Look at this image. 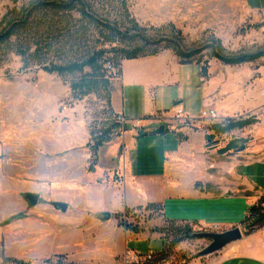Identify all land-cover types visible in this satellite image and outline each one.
I'll list each match as a JSON object with an SVG mask.
<instances>
[{
  "label": "rangeland",
  "instance_id": "374dc122",
  "mask_svg": "<svg viewBox=\"0 0 264 264\" xmlns=\"http://www.w3.org/2000/svg\"><path fill=\"white\" fill-rule=\"evenodd\" d=\"M30 3L31 0H0V23L7 20L17 26L13 36L0 45V229L13 240L12 247L16 252L23 250L29 237L37 233L36 227L29 230L33 232L31 235L28 230L22 231L24 225L48 228L57 223L52 218L51 211L56 213L53 203L66 202L72 206L74 199L68 198L70 191L85 187L77 179L82 170L87 174L94 165L96 173L100 164L106 168L103 169L105 173L100 182L94 178L92 184L120 185L118 183L122 181L124 185L119 162L125 160L129 134L138 136L139 132L117 127L116 114L111 109L113 80L106 79L105 66L114 61L119 50L142 47L149 55L174 49L190 54V63L200 61V66L184 65L178 81L180 87L176 95L179 98L175 99L184 101L180 107L188 118L183 115L185 119H162L159 123L165 125L182 145V154L178 158L172 157L179 162L177 169L184 174L182 179L195 177L201 186L206 179L211 187L219 181L229 188L227 181L232 180L228 170L232 160L245 152L264 148V0H127V13L140 28L135 31L125 17V10L119 3H114L107 18L117 21L121 31L124 30L122 32L130 31L127 38L109 35L102 22L106 13L101 8L99 19L95 21L83 18L76 11L63 14L47 8L35 12L28 27L21 29L22 9L29 8ZM112 37L116 40L108 42ZM220 55L256 59L228 65L220 60ZM258 55L260 57H255ZM90 58H94L96 64L87 66L83 73L61 76L44 70L45 66L85 62ZM202 67L206 69L205 74ZM127 70L131 73L132 65H127ZM83 79L88 80L89 87L74 89V85H80ZM132 82L133 78L126 76L125 98L131 92ZM126 102V106L135 105L129 98ZM172 105L173 100H170L166 107L172 108ZM204 110L215 111L217 117H202ZM170 111L167 115L175 116L174 110ZM249 119L254 121L253 124L243 129L229 133L214 131L215 126L223 127L229 120ZM107 133L109 141L96 155L94 147ZM166 136L172 138L169 134ZM242 146L245 149L237 153ZM262 152L252 153V160L262 159ZM259 166L253 164L247 168V182L262 189L264 175L259 173ZM109 191L103 200L107 205H116L117 190ZM30 193L40 196L37 207H30L26 198ZM247 200L232 201L222 213L208 214L209 218L215 216L212 225L218 229L192 223L171 224L156 209H129L124 221L142 232L127 239V249L139 256L140 264L157 263L155 256L163 246L162 239L166 241L164 259L157 264H222L225 258L238 251L241 253L245 247L248 252L257 247L264 257V226L252 231L249 223H241L249 214V207L253 206H249ZM80 202L78 197L76 204ZM259 202L258 199L254 205ZM75 207L80 208V205ZM221 208L225 209L223 203L217 207ZM71 210L75 213L72 207ZM166 214L170 217L167 211ZM180 214L175 213L172 217L177 218ZM89 215L98 220L101 218V214ZM228 223L235 225L224 228ZM60 226L61 230L65 229ZM234 227L241 228V240L216 254L198 256L210 241L194 237V234L222 233ZM76 229L80 231L78 226ZM155 229H161L163 233H158V237L153 234ZM188 230L191 236L185 237L183 232ZM78 238L61 239L60 249L75 253L79 246L85 245ZM178 239L182 241L174 246ZM95 244L98 250L101 246L104 248L100 241ZM151 253L153 260L146 262L145 256ZM9 255L4 246L0 264H21ZM64 256L67 263H86L76 257ZM47 260L29 264H48ZM50 260L55 262L54 257ZM87 264L130 263L125 256L118 255L109 262L105 258ZM233 264L263 263L238 261Z\"/></svg>",
  "mask_w": 264,
  "mask_h": 264
},
{
  "label": "crops",
  "instance_id": "0c3cea01",
  "mask_svg": "<svg viewBox=\"0 0 264 264\" xmlns=\"http://www.w3.org/2000/svg\"><path fill=\"white\" fill-rule=\"evenodd\" d=\"M190 64L198 65L197 63L182 64L180 58L169 49L154 56L142 57L132 61L124 60L120 78L112 82L111 109L113 113L122 114L130 119H142L145 129L143 132L140 131L138 136L129 134L127 138L125 160L119 162V173L124 176V185L92 184L94 178L100 182V177H103L105 173L103 169L106 168L100 164L96 173L95 170L90 171L89 169V173L84 174L85 171L82 170L79 174L81 177L77 179L85 187L74 188L70 191L68 198L74 199L72 206L66 202H60L66 203L68 210L62 212L54 208L55 214L51 211L52 218L57 220V223L48 228L45 225L43 227L30 225L29 228L24 225L22 231L28 230L29 233L33 230V227H36L34 229L37 233L35 236L29 237L27 245L20 252L13 249V240H9L7 233L0 229V252L4 250L5 246L10 258L28 264L42 262L56 255L76 257L78 261L86 262L85 264L90 263L91 260L105 258L109 262L111 258L120 255V257L125 256L130 264H138L139 256L127 249V239L133 234L140 235V233L136 234L119 227L115 218H111L106 222L102 221L103 213L119 214L126 211V209L137 207L145 209L149 204H159L163 208L162 214L167 221L212 227L215 216L209 218L208 214L222 213L232 201L236 203L245 198L248 199L249 206H252L258 199L264 198V187L261 185L262 189H259L255 187L254 183L248 184L246 171L253 164L260 165L261 168L258 171L264 175V157L252 160V153L264 152V148H259L253 152L248 151V153L245 152L246 154L234 158L231 163L232 166L228 170L230 180H232L227 181L230 184L229 188L218 181L214 184V187H217L216 190L213 186H210L206 179H204L206 183L203 186L197 183L198 180L195 177L182 179L184 174L177 169L179 166L178 160H172V157L178 158L183 152L182 145H180L175 135L168 132L167 129L164 134H152L154 130L161 126L159 123L162 119L177 118L178 112H182L184 117L188 118L183 112V108L180 107L184 101H176L175 98H179L176 94L179 93L180 82L178 81L180 80L181 68ZM127 65H132L131 73L128 72ZM126 76L133 78V82L129 86L131 92L126 98L131 99V103L135 102V105H125L127 103L124 97ZM169 89L171 91L168 92ZM158 91H160V94ZM170 100H173L172 108L166 107ZM170 110H174L175 116L167 115V111ZM145 134L149 135L144 136ZM168 134L172 138H168L166 136ZM103 147L100 148L101 151L105 148ZM109 155L110 159H113V154L109 152ZM75 179L76 177H74V181ZM109 189L117 190L115 194L116 205H107L103 200V196ZM255 190L256 192H254ZM78 197L82 200V202L77 203L80 208L75 207ZM39 202L34 207H37ZM222 203L225 209H217ZM71 207L75 210V213L70 212L72 211ZM205 207H208V210ZM166 211L170 217L166 214ZM178 212H181L177 216L179 219L173 218L172 215ZM90 213L93 215L101 214V218L99 220L93 218L89 215ZM112 220H114L113 223H111ZM60 225L64 226L65 229L61 230ZM234 225L228 223L223 227L230 228ZM77 226L80 231H77ZM32 233L30 232V235ZM153 234H157L159 237L157 232H153ZM77 236H79V241L81 240L85 244L79 246L78 251L67 253L66 250L60 249L61 239ZM147 236H150V234H147ZM96 241L102 242L104 248L101 246V249L98 250L95 244ZM246 248L241 253L238 251L236 255L225 258V262L222 264H233L238 261L261 262L264 264V257L260 254L263 251H257V247H253V251L248 252Z\"/></svg>",
  "mask_w": 264,
  "mask_h": 264
},
{
  "label": "trees",
  "instance_id": "16d2710c",
  "mask_svg": "<svg viewBox=\"0 0 264 264\" xmlns=\"http://www.w3.org/2000/svg\"><path fill=\"white\" fill-rule=\"evenodd\" d=\"M33 0H31V3L29 4V8H23L22 9V13H23V20L20 22L19 28H27L28 25L30 24L29 19L31 21V16L35 13V12H40L43 11L44 9L49 8V10H55V11H60L63 14H71L72 12L76 11L79 12L81 14V16L83 18H87V19H91L92 21H95L97 19H99V8L103 9L104 12L106 13L104 15L105 19H103V24H104V28L109 31V35L115 34L116 36H124V37H130V31L125 30V32H122L124 30L121 31V29L119 28V25L117 24V21H111L109 20V18H107L109 16V10L111 9V5L114 3H119V5L121 6L122 9L125 10V12L127 13V0H38L36 2H32ZM126 19H128L129 24L131 25V28L135 30H140L139 25L137 23L136 20L130 18L129 14H126ZM7 22V20H6ZM5 22V23H6ZM0 23V27H2L3 25H6L5 28L0 30V45L5 43L6 41H8L14 34V32L17 30V26L15 25V22H7L6 24ZM113 36V35H112ZM116 40L115 37H112L111 40L108 39V42H114ZM173 52L180 58L181 63L182 64H186V63H190L189 62V58H191L192 56L190 54L185 55L182 52L179 51H175L174 49ZM148 53L145 52L144 48H132L130 50H119L118 51V56L114 59V61H111V63H113V65L115 66L116 70H117V75H121V67H122V62L124 60H134V59H138V58H142V57H148V56H154L157 55L158 53H152L147 55ZM221 56V55H220ZM255 57H260V55L255 56ZM254 59L251 56H249L248 58L245 57H238V58H225L223 56L220 57V60L224 61L225 64L228 65H238V64H242V63H246V62H252L254 61ZM195 63H197L198 65L200 64V61H196ZM95 59L94 58H90L85 62H73V63H69L66 65H51V66H45L44 70H46L47 72L50 73H58L61 76H65L67 74H75V73H83L85 68L87 66L90 67H94L95 66ZM203 73L205 74L206 69L203 68ZM106 79L111 80L108 77V74L105 76ZM117 79V78H116ZM115 80V79H112ZM111 80V81H112ZM89 82L87 79H83L82 83L80 85L75 84L74 85V89L80 86H83L84 88L89 87ZM82 87V88H83ZM253 120H238V121H234V120H229L227 125L225 126H215L214 131L217 133H229L234 129H243L245 127L250 126L251 124H253ZM116 124L118 125L117 127H121L120 124H118L116 122ZM108 134L107 133L105 136H101L96 144V146L94 147L95 150V154L97 155L99 149L101 147H103L105 145V143H107L109 140L108 138ZM140 135H142V133H140ZM94 170V165H91L90 167V171ZM139 210H142L143 207H139ZM152 209H156V210H160V212L162 213V206H160L159 204H149L145 210H152ZM129 212V209H126L125 213H119V214H115L114 218L118 221V225L119 227H123L128 231H131L133 233L139 234L142 232L141 229H139L137 226H133L132 224H128L124 221V216L127 215V213ZM171 222V224H175L177 222L175 221H169ZM243 223L247 224L249 223V227L250 230H255L257 228L263 227L264 226V198L260 199V202L258 205H253L252 207H250L249 209V214L246 216L245 220L243 221ZM153 232H157V233H163V231L161 229H155ZM186 236L185 237H190L191 236V231H184L183 232ZM182 239V238H181ZM178 239L176 240V242L174 243V246L179 244L182 240ZM162 248L159 250V252H157L155 259L157 260V263L163 261L164 258L162 254H164L165 252V245H166V241L165 239H162ZM159 255L161 256V258H158ZM158 258V259H157ZM65 256L64 255H56L54 256V261H51L50 259L46 261V263L48 264H75V263H67L65 262ZM21 264H23L22 262H20ZM157 263H150V264H157ZM140 264V263H138Z\"/></svg>",
  "mask_w": 264,
  "mask_h": 264
},
{
  "label": "water",
  "instance_id": "95a60500",
  "mask_svg": "<svg viewBox=\"0 0 264 264\" xmlns=\"http://www.w3.org/2000/svg\"><path fill=\"white\" fill-rule=\"evenodd\" d=\"M166 131V126L161 125L159 128L154 130L152 132L153 135H159L164 134ZM149 134H145L144 136H147ZM245 149L244 146H242L238 152H242ZM29 205L31 207H34L38 204L40 196L37 194H27L26 196ZM54 208L57 210H61L62 212H66L68 210V205L66 203H54ZM112 218V215L109 213H103L102 215V221L106 222L109 221ZM194 237L200 238V239H207L210 241V244L199 253V257H207L213 254H216L223 250L226 246H228L231 243L237 242L242 239L243 233L240 227H234L230 230H227L222 233H198L194 234Z\"/></svg>",
  "mask_w": 264,
  "mask_h": 264
},
{
  "label": "built area",
  "instance_id": "2783aa9c",
  "mask_svg": "<svg viewBox=\"0 0 264 264\" xmlns=\"http://www.w3.org/2000/svg\"><path fill=\"white\" fill-rule=\"evenodd\" d=\"M106 72L108 74L109 79H116L118 77L117 75V70L115 68V66L113 65V63L111 62H107L106 66ZM178 119H182L183 117V113L182 112H178L177 116ZM202 117H206V118H216L217 115L215 113V111L213 110H204L202 112ZM115 121L120 124L123 128L124 131H128L130 130L131 132H140L141 129L144 127V121L142 119H130L127 118L126 116L122 115V114H116L115 115ZM118 184L123 185V182H119ZM211 228H215L218 229V226H212ZM154 254H148L146 256L145 261L146 262H151L153 260Z\"/></svg>",
  "mask_w": 264,
  "mask_h": 264
}]
</instances>
